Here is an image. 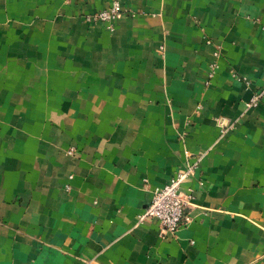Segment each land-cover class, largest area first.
Returning a JSON list of instances; mask_svg holds the SVG:
<instances>
[{"label":"crops","instance_id":"0c3cea01","mask_svg":"<svg viewBox=\"0 0 264 264\" xmlns=\"http://www.w3.org/2000/svg\"><path fill=\"white\" fill-rule=\"evenodd\" d=\"M113 1L0 0V264H264V0Z\"/></svg>","mask_w":264,"mask_h":264},{"label":"built area","instance_id":"2783aa9c","mask_svg":"<svg viewBox=\"0 0 264 264\" xmlns=\"http://www.w3.org/2000/svg\"><path fill=\"white\" fill-rule=\"evenodd\" d=\"M126 14H131V11L123 8L119 1L114 0L110 6L98 10L94 14H87L86 18L92 23H104L108 29L113 30L115 20ZM263 92L264 90L256 93L247 102V105L256 106ZM225 131L226 127L222 129V132ZM72 150H69V152H72ZM197 166L198 160L193 163H188L184 171L175 174L169 182L162 186L154 188L148 204L138 215V221L141 222L147 218H156L162 232H175L179 226L187 224L191 218L187 209L193 204V194L190 191L184 192L181 185L194 174Z\"/></svg>","mask_w":264,"mask_h":264},{"label":"rangeland","instance_id":"374dc122","mask_svg":"<svg viewBox=\"0 0 264 264\" xmlns=\"http://www.w3.org/2000/svg\"><path fill=\"white\" fill-rule=\"evenodd\" d=\"M117 1H118V0H117ZM111 4H112V3H111ZM111 4H110V5H111ZM110 5H109V6H110ZM121 6H122V5H121ZM123 8H124V7H123ZM103 9H104V8H103ZM126 9H128V8H126ZM100 10H101V9H100ZM129 10L131 11V15H134L135 12H136L135 10H131V9H129ZM96 12H97V11H96ZM96 12L89 13V14H94V13H96ZM120 18H121V17H120ZM118 19H119V18H118ZM116 20H117V19H116ZM102 24L105 25L104 23H102ZM106 28H107V27H106Z\"/></svg>","mask_w":264,"mask_h":264}]
</instances>
